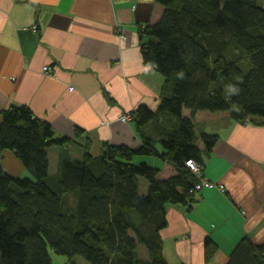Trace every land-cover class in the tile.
<instances>
[{
	"label": "trees",
	"instance_id": "1",
	"mask_svg": "<svg viewBox=\"0 0 264 264\" xmlns=\"http://www.w3.org/2000/svg\"><path fill=\"white\" fill-rule=\"evenodd\" d=\"M157 2L164 11L152 25L140 26L147 37L141 53L164 83L157 111L139 105L130 113L141 132L139 146L106 144L93 156L85 143L82 159L66 152L53 171L49 148L71 142L81 129L73 138L56 137L26 106L0 111V151H12L26 172L15 176L0 164V264H54L51 252L64 256L65 264H77V256L89 264H169L161 235L166 207L192 208L200 178L185 162L204 165L203 153L218 140L216 134L197 135L195 114L227 111L236 121L264 123L260 1ZM229 86L238 94L229 96ZM144 126L153 134H144ZM149 157L166 161L174 174L159 179L160 168L139 160ZM203 246L208 263L218 244L207 236ZM222 264H264V244L245 235Z\"/></svg>",
	"mask_w": 264,
	"mask_h": 264
},
{
	"label": "crops",
	"instance_id": "2",
	"mask_svg": "<svg viewBox=\"0 0 264 264\" xmlns=\"http://www.w3.org/2000/svg\"><path fill=\"white\" fill-rule=\"evenodd\" d=\"M163 11L157 0H0V111L26 106L56 137L73 138L77 128L82 132L49 148L50 168L56 170L66 152L83 157L85 143L93 156L106 144H141L132 117L126 122L120 117L139 105L158 109L164 77L143 60L147 37L140 26L152 25ZM46 65L50 73L42 71ZM194 122L197 135L218 136L203 153L202 178L213 186L200 187L189 210L167 205L163 253L169 264H222L245 235L264 244V123L236 121L227 111H198ZM141 131L153 134L151 127ZM197 142L203 150L200 138ZM157 149L162 151L159 144ZM4 158L22 170L12 151ZM139 160L160 168L159 179L174 174L166 161ZM140 186L147 188L142 178ZM207 236L218 244V253L205 263Z\"/></svg>",
	"mask_w": 264,
	"mask_h": 264
},
{
	"label": "rangeland",
	"instance_id": "3",
	"mask_svg": "<svg viewBox=\"0 0 264 264\" xmlns=\"http://www.w3.org/2000/svg\"><path fill=\"white\" fill-rule=\"evenodd\" d=\"M141 27H146V25H141ZM121 36V35H120ZM186 112H189L188 110H186ZM202 113V112H200ZM200 124V123H199ZM5 151H9V150H2L0 151V157L4 155V152ZM73 153V152H71ZM72 156V155H71ZM73 157V156H72ZM73 158H82V157H73ZM20 161V160H19ZM21 163V162H20ZM0 164L3 166V168L5 170H7L10 174H13V175H17V176H23L26 172L24 171V168H17V167H12L10 166V161H8V159H0ZM16 170H15V169ZM51 170H55V168H51ZM19 172V173H18ZM139 253L142 254V257L144 256V253L145 251H143L142 249H139ZM51 258H52V261L54 264H65L67 263L66 261V258L64 256H61V255H57L53 252H51ZM76 261H77V264H89L87 261H85L84 259H82L81 257H76Z\"/></svg>",
	"mask_w": 264,
	"mask_h": 264
},
{
	"label": "built area",
	"instance_id": "4",
	"mask_svg": "<svg viewBox=\"0 0 264 264\" xmlns=\"http://www.w3.org/2000/svg\"><path fill=\"white\" fill-rule=\"evenodd\" d=\"M33 27L35 28V25ZM42 71L44 73H50L52 71V68L50 66L46 65V66H43ZM70 89H72V87H70ZM130 119H131V116L128 114L122 115L120 117V120L124 121V122H126ZM185 164L200 178V180H199L200 183L195 186L196 189H199L202 186H209V187L213 186V183L206 181V180H204V178H202L203 165H200V164L194 162L193 160H188L185 162Z\"/></svg>",
	"mask_w": 264,
	"mask_h": 264
},
{
	"label": "clouds",
	"instance_id": "5",
	"mask_svg": "<svg viewBox=\"0 0 264 264\" xmlns=\"http://www.w3.org/2000/svg\"><path fill=\"white\" fill-rule=\"evenodd\" d=\"M239 88L235 86H229L228 88V94L231 96L232 94H238Z\"/></svg>",
	"mask_w": 264,
	"mask_h": 264
}]
</instances>
